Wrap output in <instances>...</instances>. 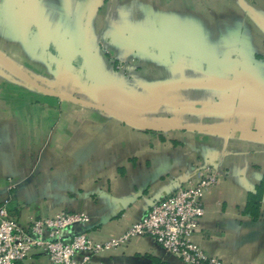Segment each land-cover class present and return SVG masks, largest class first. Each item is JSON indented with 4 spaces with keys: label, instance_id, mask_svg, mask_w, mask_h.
<instances>
[{
    "label": "crops",
    "instance_id": "obj_1",
    "mask_svg": "<svg viewBox=\"0 0 264 264\" xmlns=\"http://www.w3.org/2000/svg\"><path fill=\"white\" fill-rule=\"evenodd\" d=\"M208 169L193 241L264 264V0H0V205L22 227L85 212L65 235L105 241ZM86 264L183 262L144 235Z\"/></svg>",
    "mask_w": 264,
    "mask_h": 264
},
{
    "label": "built area",
    "instance_id": "obj_2",
    "mask_svg": "<svg viewBox=\"0 0 264 264\" xmlns=\"http://www.w3.org/2000/svg\"><path fill=\"white\" fill-rule=\"evenodd\" d=\"M217 180L216 171L206 170L202 177L154 203L126 232L100 242L85 228L65 235L72 226L87 225L90 217L85 212L62 211L52 217L33 218L25 228L0 205V264H20L36 250L46 251L52 264H86L94 254L144 235L152 236L183 264H229L209 255L192 239L205 213V193Z\"/></svg>",
    "mask_w": 264,
    "mask_h": 264
},
{
    "label": "water",
    "instance_id": "obj_3",
    "mask_svg": "<svg viewBox=\"0 0 264 264\" xmlns=\"http://www.w3.org/2000/svg\"><path fill=\"white\" fill-rule=\"evenodd\" d=\"M58 96H60L63 99H73L71 95L65 94V93H57Z\"/></svg>",
    "mask_w": 264,
    "mask_h": 264
}]
</instances>
